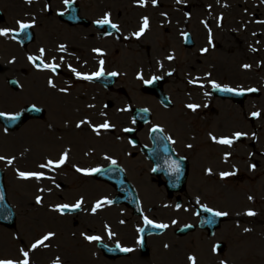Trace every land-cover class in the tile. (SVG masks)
I'll return each instance as SVG.
<instances>
[{"label":"rangeland","instance_id":"rangeland-1","mask_svg":"<svg viewBox=\"0 0 264 264\" xmlns=\"http://www.w3.org/2000/svg\"><path fill=\"white\" fill-rule=\"evenodd\" d=\"M20 1H17V7L20 5ZM153 1L159 2L158 6L152 3ZM186 1L192 2V0ZM186 1L180 0L177 5H175L177 0H145L144 3L140 0L78 1L77 6L88 17L101 19L105 14L116 19V22L119 23L118 27L122 30L120 35L122 39L132 33L137 28L139 21H143L147 16L151 22V28L140 41L131 37L118 43L111 37L104 44H102L103 41L98 42L95 39L86 45L89 48L107 49L109 51V58L106 59L107 69L115 68L120 71L114 86L116 90L114 88L112 93L99 90L98 115L90 123L99 127L107 122L112 126L113 132L103 128H100L99 133L91 132L85 125L83 128H79L78 132L84 136V143L78 144L77 148L83 149V155L79 154L75 161L73 160L75 152L72 155L67 154L66 163L72 167L76 165V167L91 168L95 165H103L109 159H116L123 152V156H119L120 161L128 170L129 178L140 191L143 211L151 216L154 215L157 220L160 218L168 223L172 222L173 216L178 217L181 222L191 220L190 214H187L186 211L172 214L165 209L167 213L158 205L159 198L151 196V192L154 195L156 187L148 174L150 164L142 157L138 149L130 148L127 143L124 127L130 124L127 122V117L129 120L131 118L129 113L126 114L123 111L122 107L129 103L134 107L147 106L154 116V123L164 125L170 130L176 129L177 133L194 136L196 143L205 144L204 148L207 151L203 148V159L209 166L207 167L209 177H206V171H196L194 175H192L194 171L191 172L188 194H193V188L198 194L197 189H200L203 194L201 196L209 202L212 208L228 213V223L222 224L212 239L207 238L205 233L198 232L177 239V237H170L167 232L164 237L156 238V244L153 243L154 239L148 240V242L146 241L148 255H141L140 262L129 263L130 260L126 257L119 261L104 258L96 245L93 242H87L84 235H98L105 243H109L104 240L108 238L103 233L105 229H108L111 232V239L108 240L128 245L131 244L134 236L132 225L134 222L138 224V217L134 218L129 211H125L124 207H108V204L101 205L96 214L89 216L92 207L98 201L112 198L113 189L102 182H95L80 176L76 171H68V167L64 164L51 171L48 168L40 167L48 160L58 162L59 157L65 154L63 148L66 144L61 142L60 138L65 129L73 128L62 124L61 121L65 116L61 108L53 107V104L57 105L62 100L60 87L63 79L52 78L50 80L54 86L47 85L49 77L46 74H38L36 71L32 72V68L23 59V57L25 58L24 51H20V53L14 51V61L9 59L10 64L6 70H0V110L11 113L27 103H38L48 108H46L47 115L44 119L28 122L18 131L6 133L0 127V157L4 158L0 160V168L4 172L7 200L16 214L13 229H5L0 226V260H12L18 264L24 259L22 256V250H24L29 253V264H53L54 262L61 264H188L189 256L195 258L196 264H264V191L254 182L245 180L242 176L239 179L235 175L234 178L228 176L223 181L221 180V174L223 172L233 173V168L238 163L234 151L227 153L228 159L226 158L224 165L222 161L225 158L219 159L224 149L219 148L212 152L205 143L206 129L209 127L203 121L205 117H208V114L200 115L197 112L198 114L194 116L193 112L187 110L185 106V104L191 103L189 98L192 97L204 106L208 99L210 100L208 96L212 87L209 86L212 83L210 81L214 78H222L221 81L218 80L215 83L238 89L256 87L260 92V97L254 100L249 99L243 110L249 114V110L261 109L260 114L264 115V9L259 3L257 4L258 9H254L252 5L249 6L247 0H197L194 4L190 3V15L187 17L183 14L185 9L182 5ZM2 2L9 8L12 4L11 0ZM215 4L219 7L226 5L228 8L237 7V9L236 12L224 13ZM49 5L52 11L55 8L61 9L57 0H53ZM212 5L215 9L212 8ZM38 7L42 9V12H37L36 16L42 27L36 31L34 45H38L39 41L42 42V46L50 50L48 57L57 58L54 50L56 48L54 38H57L56 41L66 40L71 43L77 41L79 44H85L81 37L77 39L78 32H75L76 36L70 34L66 36L63 32L61 33L62 28L57 25L55 16L46 14L42 1L38 3ZM249 7L253 8L251 12L247 10ZM186 8L188 9V7ZM253 11H258L259 14L253 17L251 16ZM217 14L222 17L220 22L216 20ZM23 16L22 14L19 19H24ZM16 17L14 14V19ZM10 18L13 22L11 15ZM158 23L163 25L162 30L158 29ZM45 24L46 27H44ZM186 26L193 35L195 28L198 30L197 35L193 36L195 45L188 49L181 46L179 38V32L183 31ZM203 26L207 30H204ZM44 28L47 33L41 39L40 33ZM47 34H49V38H46ZM153 38L164 40V46L160 48L161 45H159L156 49L148 47V42L152 46L155 43V41L152 43ZM206 38L211 40V43H206ZM0 45L2 48L1 40ZM167 46L173 50L177 47L175 63L162 60L164 54L158 55L160 50L167 52L170 49ZM200 49L207 51L204 55H199ZM26 51L30 54L36 53V46L28 47ZM196 60L201 61V66L204 69L198 67ZM68 61L64 60V62ZM72 63L75 62L72 61ZM245 65L248 67L246 68ZM191 67L194 68V71L191 70ZM93 68L94 65L91 69ZM23 69H26L25 75L22 73ZM91 69L85 71H91ZM170 70L173 71L172 75L167 73ZM203 72L206 73V78L203 81L193 80L197 78L195 74ZM191 74L194 77L190 81L195 82L192 85L189 80H186L191 78ZM12 76L16 77L19 83L20 90L18 92H13L7 86L6 81ZM151 76L162 78L165 92L172 99V103H176V107H173L168 113L159 106L152 95L139 90L142 86L139 85L141 80ZM198 83H202L205 87L195 88ZM119 89H122L124 93L118 91ZM90 101L91 99L87 101L84 98L82 105L85 106ZM107 101H111L114 104L113 107L102 109L101 103ZM48 103L52 107L48 106ZM212 106L222 109V117L213 115L210 127L211 131L219 135V138L230 136L233 131L240 130L234 122L240 123L242 119L238 107L228 102H224L223 105L220 102H213ZM50 107L51 109H49ZM82 110L86 112L89 109L85 110L83 107ZM179 110L183 121L188 125L185 129L179 128L174 121L170 120L174 113H179ZM182 110L188 111V113L182 112ZM208 112L209 109L206 113ZM123 114L126 115L124 118ZM88 115L92 116V113ZM226 115L231 117L232 121L228 122L226 127H221L222 119ZM243 125L245 130L248 129L245 120ZM52 133H54L53 138L50 137ZM138 137L140 142L145 141L141 132H138ZM49 139L56 142L55 149L50 147ZM69 144L73 148L75 147L74 142H69ZM84 149L90 151L88 150L86 153ZM92 152L94 154H91ZM198 156L201 157L202 154L198 153ZM103 157H108V160L103 161ZM212 158L216 160L212 162ZM8 160H12V163L8 164ZM242 168L241 165L240 171H244ZM18 170L39 173L43 176L42 181L35 178H31L32 180L21 179L18 177V172H20ZM60 184L62 188L58 190L55 186H60ZM35 197L41 198L39 204L34 201ZM249 197L251 199L255 197L257 200L252 208L258 217L253 223L254 228L250 229V232L246 233L244 237L242 234L238 235L237 228L234 230L231 225H234L233 221L242 222L240 220L241 209L250 207L251 199ZM77 200L82 203L80 211L76 214L61 215L55 210L58 204H73ZM229 221L231 222L229 223ZM45 235H50V239L44 242L46 247L42 244L33 250L32 245ZM219 241L226 243V250L221 256L216 255L213 251L215 242ZM50 243L52 248L51 246L47 247ZM131 245L136 247L134 249H138L134 241ZM40 250L46 253L39 260L35 251L40 252Z\"/></svg>","mask_w":264,"mask_h":264},{"label":"flooded vegetation","instance_id":"flooded-vegetation-1","mask_svg":"<svg viewBox=\"0 0 264 264\" xmlns=\"http://www.w3.org/2000/svg\"><path fill=\"white\" fill-rule=\"evenodd\" d=\"M2 1L4 0H0V13H1L0 14V30L6 29L9 31H12V30L18 31L19 30L18 22H20V23H28V24L33 25L31 28L33 31L36 32L37 29L42 27L39 25L40 22L36 16L37 12L38 13L42 12V9L38 7V3L42 1V3L45 5L46 14L47 15L52 14L55 16L57 25L60 28H62V30H60L61 33L63 32V34L66 36H68L69 34L76 36L75 32H78L77 39L81 37L85 41V44H81V43L79 44V42L77 41H73L71 43L66 40L56 41L57 38H54L53 40H55L54 44L56 47L54 48V50H55V54L57 55L56 59L53 56L48 57V52L50 53V50L48 48L45 49L44 46H42L41 44L42 42L40 41L38 45L29 44L27 46H22L14 38H12L10 34L8 35V37H5L3 41L6 47L8 48L10 54H12L13 59H14V51H16L17 53H20V51H24L25 58L23 57V59H25L24 61H26L27 63V56L34 54V52L30 54L29 52L26 51V49L28 47L36 46V53L38 51H41V49L44 50L43 59L45 62H49L48 63L49 65L55 64L58 67L55 71H52L46 68L44 70H39V69H36L32 65V62L29 61L33 73L35 70H37L38 72L37 71L36 72L38 74H46L49 78H59L60 77L63 79V81L61 82V87H60V89H62L61 90L62 100L58 102L57 105L53 104V107L56 106L58 108H61V111L63 112L65 116V118L61 121L62 124L69 125L73 128L65 129L66 131L69 132V136H66V135L62 136L61 142H65L64 144H67L69 142H74L75 148L80 152V154H82L83 149L82 150L78 149L77 145L80 143H84L83 141L84 136L80 135L78 130L79 128H83L84 125L86 127H90L93 125L90 123L92 119L96 115H98L97 106H99V98H98L99 90H101L102 92L105 91L106 93H112V91L115 88L113 87L111 90L108 91L98 86V84L84 81V79H78L76 75V73H79L81 75H92L97 70L98 61L97 59H95V55L93 54V48H97V47L89 48L88 46L86 47V45H88L90 42H93L95 39L99 40L98 38L99 31L95 27V23L96 21H98V18L88 17L85 13H82L79 7L77 6V3L79 0H72L74 7H66L67 3L70 0H67V3H65V0H57V2L61 6V9L55 8L53 9V11L49 5V3H51L53 0H31L30 3L27 2V0H21L20 5L18 7L16 6L18 0H14V2L13 0H11L12 4L10 8L6 4H4V2ZM195 1L197 0H193V4ZM16 10H18V12H16ZM187 13H190L189 9L187 10ZM14 14L17 16L15 19H14ZM22 14L24 15L23 16L24 19H19L22 16ZM59 14H63V15H59ZM10 15L12 16L13 22H11ZM66 15H68V17ZM69 16H71V18H69ZM73 22H76V23H73ZM8 24H11V26H8ZM44 27H46V24ZM41 31L42 32L40 33L41 34L40 38L43 39L45 37V33H47V30H45L44 28ZM49 37H50L49 34H47L46 38H49ZM103 37H114V36L111 35V36H103ZM118 37L119 36L117 35V38ZM61 46L64 47L63 51H61ZM64 60H69V61L64 62ZM72 61H74L75 63H72ZM196 63L198 67H200L201 69H204L201 66L200 60H196ZM73 64H76V65L74 66ZM93 65H94V68L91 69ZM6 68L7 66L3 68V70L5 71ZM87 69L88 70L91 69V71L86 72L85 70ZM191 69H194V68L191 67ZM22 73L23 75H25L24 73H26V69H23ZM195 75L201 80H204L206 78V73L204 72L197 73ZM9 78H13L14 80H16V77H13V76ZM49 81L51 80L49 79ZM46 84L49 85V82ZM53 85L54 84L52 82L51 86ZM19 90H20V87L12 91L18 92ZM118 91H120L121 93H124L122 89H119ZM84 98H86L87 101L91 99L90 103L85 104V106L82 105V101ZM32 104L40 106L44 108L45 111H47L46 109L48 108L47 106L45 107L44 105H40L38 103L37 104L32 103ZM49 105L51 104L48 103V106ZM113 105L114 104L111 103V101H107V103L105 104V107L108 109H111ZM51 107L49 109H51ZM83 107L85 110L87 109L89 110H87L86 112H83L82 110ZM128 109L129 107L126 108V110L124 111L126 114L129 113ZM182 112H184V110H182ZM89 113H92V116H89L88 115ZM213 113L214 115L219 114V112L217 111H213ZM46 115L47 113L45 114V116ZM125 116L126 115L123 114V118ZM208 118H210V116ZM171 120L174 121L177 125L179 124L182 129L187 128L183 126L186 122L183 121L180 110L178 114L174 113V115L171 116ZM32 121H37V120H32ZM127 122H130L128 117H127ZM203 123L205 122L203 121ZM78 124L80 125L79 127H77ZM206 126L209 127V129H206L207 132L205 136V143L209 147L219 149V144L214 142V139H213L215 138L218 140V138L213 134V132L210 129V120H208V122L206 123ZM167 131L170 135L169 137L173 139L170 142L172 149L178 156H182L187 159L189 170L192 169L193 171H208L205 168L206 163H205V160L203 159V156H204L203 148L205 147L204 143H200V144L198 143V145L195 146L194 142L189 141L190 137H187L183 134H181V136L179 137L176 129L172 128L170 130L167 127ZM242 133L246 136L252 135V138H251V141H247L243 137L242 142L238 144L239 146L238 155L240 156V162L242 163L244 161L245 164L244 165L242 164L244 171H237L238 173L237 177L239 179L240 176H242L244 177L245 180L254 182V184H258L260 182V187L264 188V143L262 141V134H263L262 126L256 125V121L254 120V118H251V120L249 121L248 129L242 130ZM84 150L86 151V149ZM88 150L89 149H87L86 153L88 152ZM198 153L202 154V156L201 157L198 156ZM119 159L121 158L119 157ZM247 161H250V163L252 164V168H253L252 171H249L250 169H249V164L247 163ZM165 166L167 167L169 165L165 164ZM176 168L177 167H175V169ZM178 169H180V167H178ZM69 170L76 171V168L72 167V168H69ZM148 171H151V168H148ZM149 176H150L151 181L155 183V187H156V190L154 191V195H153V192H151V196L153 198L154 197L159 198L158 205H160L161 208H163L164 210L165 209L169 210L172 214L178 213L179 211H182L184 213V211H186L187 214H190V218L193 219L194 217L196 218L195 207L197 205L209 204V202L205 201L203 199V196H201L203 194H201L200 189H197L198 194H196V189L194 188L192 190L193 194L191 195L188 194L187 190H185L181 194L180 200H177V195H174L173 197L172 196L166 197V193L163 189L164 178L161 176L155 177L150 174ZM171 180L174 181L172 177H171ZM152 217L155 218L154 215ZM173 217H174L173 219L178 218L175 216ZM252 217H253L252 223H254L258 216L254 215ZM134 225H135V222H134ZM132 233L134 234V236L132 237V242H133L135 239V233L134 232ZM92 242L95 245H97V241H92ZM131 244H128L129 248ZM141 255L143 256L148 255V250L146 252L140 246V248L138 247V249H135L132 253L128 252L124 257L130 260L128 261L129 263H133L137 261L140 262L141 260L139 257Z\"/></svg>","mask_w":264,"mask_h":264},{"label":"snow or ice","instance_id":"snow-or-ice-1","mask_svg":"<svg viewBox=\"0 0 264 264\" xmlns=\"http://www.w3.org/2000/svg\"><path fill=\"white\" fill-rule=\"evenodd\" d=\"M27 2L30 3L31 0H27ZM179 2H180V0H177V3H179ZM65 3H67V0H65ZM141 6H143V4H141ZM96 23L100 24V25L109 24L110 21H109L108 15H105L103 19L96 21ZM18 24H19V29H20L21 32H23L26 29H28V28L33 26L31 24H28V23H20V22H18ZM147 26H148V20H147V18H145L143 20V27H141L140 31L138 33H136V36L139 37L145 31ZM111 27L112 28H117V25L111 24ZM17 34H19V33H17ZM7 35H9V30H6V29L0 30V36H7ZM209 43H211V40L209 41ZM63 50H64V47L61 46V51H63ZM204 51H207V50L205 49ZM40 54H41V57H42L43 54H44V50L43 49H41ZM98 54L102 55V53H99V52H98ZM169 58L171 59V57H169ZM35 59H36L35 57H31V56L29 57V61L30 62L34 61ZM103 63H104L103 61L100 62L101 70L96 72L95 74H93V75H81L79 73H76L77 78L78 79H84V80H92L94 78L100 77L103 74ZM43 67L46 68V69L52 70V71H55V69H56V65L55 64H51V65L43 64ZM245 67L247 68L248 65H245ZM73 71H75V70H73ZM111 75L115 76V75H117V73L113 72V73H111ZM150 82L151 81H149V83ZM189 82L192 83V81H189ZM49 84L51 86L52 82L49 81ZM212 87L214 89H218V90L223 91V92H233L234 91L233 89L228 88V87L221 88L220 85L216 84L215 82L212 83ZM250 91H256V90L255 89H250ZM237 94H240V93H237ZM187 107H189L192 111H195L196 108H197V105L190 104V105H187ZM253 116H259V113H253ZM0 117H4L6 120H10V121L17 119L16 116H9V115H6L5 113H0ZM85 123H86V121H85ZM79 126L80 125L78 124L77 127H79ZM109 127H110V125L107 122H105L102 125H100L99 127H94L93 131L99 133L100 128H103L104 130H108ZM125 131H129V129H125ZM152 131L153 132H158V131H162V129L153 128ZM234 135H235V137L237 139H239L242 134L241 133H235ZM213 139H214V142H216L218 144H221V145L231 146L233 144V140L229 139V138H221V139H218V140L215 139V138H213ZM2 159H4V158L0 157V160H2ZM66 159H67V154L65 153L64 155H62L60 157L58 162H53L52 160H48L46 164H41L40 167L41 168H48L49 170H54L55 168H59L61 165H63L65 163ZM7 163L11 164L12 160H8ZM111 163L114 165V164H116V161L112 160ZM176 170L178 171V166H177ZM76 171L77 172H81L82 170L80 168H77ZM99 171H100V169L97 168V169H92L91 171H83V174L84 175H91L93 172H99ZM234 174L235 173H227V172L226 173H222L221 174V178H224V177H226L228 175H234ZM18 177L21 178V179L35 178L36 180H40V179L43 178L42 175L39 174V173L23 172V171L18 172ZM249 199H251V197H249ZM36 202H37V204H39L41 202V198L37 197ZM81 203H82V201H77L76 204L71 206V207L69 205H67V204H62V205H59L55 210L59 211L61 213H63V211L65 209H67L68 211H75V210L80 208ZM109 203H111V202L108 201V200L98 201L92 207V212L95 213L97 211V209H99L101 207V205L109 204ZM203 211L211 213V215L213 217H223V216H227L228 215V213H226V212L213 211L211 208H208V207H205L203 209ZM245 215L254 216V215H256V213L253 212V211H248V212L245 213ZM144 223L146 225H151V227L158 228V229H165V228L168 227V225H166V224L153 223V221L148 219L147 217L144 218ZM139 231H143V229H139ZM245 231H248V229H245ZM50 235H45L41 240H39L36 243H34L32 245V249L34 250L39 245L44 244L45 241L50 239ZM85 239L88 240L89 242H92V241H99L100 237H98V236H85ZM137 243H140V241H137ZM117 247H119V245H117ZM120 250L123 251V252L132 251V249H130V248H121ZM213 251H215V249H213ZM22 256L24 257V259L22 261H19L18 264H29V253H28V251L22 250ZM188 259L192 262V264H196L194 257L189 256ZM0 264H17V262H14L12 260H0Z\"/></svg>","mask_w":264,"mask_h":264},{"label":"water","instance_id":"water-1","mask_svg":"<svg viewBox=\"0 0 264 264\" xmlns=\"http://www.w3.org/2000/svg\"><path fill=\"white\" fill-rule=\"evenodd\" d=\"M156 95L157 97L162 100L163 102H165L164 100V96L162 95V93L158 90H156ZM223 96H228L230 98H234L236 102H240L242 101V97L239 96H235V95H231V94H225ZM11 122H4V124L10 126ZM102 173L106 172V169L101 171ZM128 192V191H127ZM123 198H120L118 201L119 202H123ZM219 220L213 221V219L210 220L211 225H210V229L212 230L215 226H217ZM0 223L3 224L6 227H12L13 223H14V216L12 215V212L10 210V208L6 205V201L4 198V194L2 191V182L0 180Z\"/></svg>","mask_w":264,"mask_h":264},{"label":"bare ground","instance_id":"bare-ground-1","mask_svg":"<svg viewBox=\"0 0 264 264\" xmlns=\"http://www.w3.org/2000/svg\"><path fill=\"white\" fill-rule=\"evenodd\" d=\"M229 29H230V28H229ZM148 30H149V28H146V29H145V32L143 33V35H142L141 37L145 36V35L150 31V30H149V31H148ZM234 30H235V29H234ZM229 50H230V49H229ZM250 69H251V66H250ZM40 180H41V179H40ZM50 245H52V244L50 243ZM41 250H42V249H41ZM41 250H40V252H36V251H35V253L38 254V256H39V260L42 259L43 255H45V253H46L45 251H41Z\"/></svg>","mask_w":264,"mask_h":264}]
</instances>
